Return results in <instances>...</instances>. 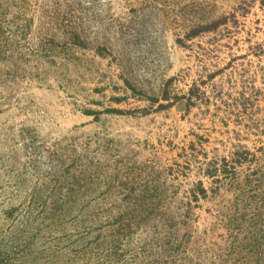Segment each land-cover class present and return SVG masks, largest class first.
Segmentation results:
<instances>
[{"label": "rangeland", "instance_id": "1", "mask_svg": "<svg viewBox=\"0 0 264 264\" xmlns=\"http://www.w3.org/2000/svg\"><path fill=\"white\" fill-rule=\"evenodd\" d=\"M0 264H264V0H0Z\"/></svg>", "mask_w": 264, "mask_h": 264}]
</instances>
